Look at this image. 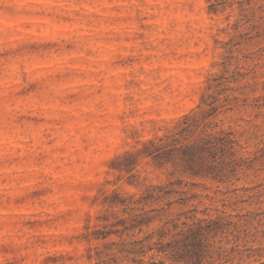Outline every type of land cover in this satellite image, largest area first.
Segmentation results:
<instances>
[{"label": "clouds", "instance_id": "obj_1", "mask_svg": "<svg viewBox=\"0 0 264 264\" xmlns=\"http://www.w3.org/2000/svg\"><path fill=\"white\" fill-rule=\"evenodd\" d=\"M230 2L228 24L237 28L228 35L240 40L231 49L209 47L221 21L197 11L200 0H0V264H45L53 251L70 255L71 264H111L107 257L119 249L128 255L118 264H264V232L251 224L238 225L229 243L202 232L198 246L178 259L165 246L183 237L169 221L196 202L164 198L172 207L154 213L162 201L142 199L167 187L180 170L175 160L146 165L143 148L178 134L185 116L205 112L207 84L220 61L232 59L237 71L250 75L255 70L258 91L244 95L264 96V0ZM43 16L52 17L48 27L34 23ZM56 21L63 31H51ZM37 40H54L57 47L40 58L25 47ZM21 89H29L27 95ZM217 103L221 114L210 131L224 137L230 160L252 173L249 182H264V102ZM136 156L141 162L131 171L109 167ZM37 190L43 193L38 199L13 205L12 198ZM93 196L94 207L88 203ZM105 196L108 203L101 204ZM103 208L126 223L153 219L93 241L92 231L102 225L86 232L85 216ZM252 209L264 215V195ZM83 236L86 245L63 243ZM54 242L61 246L53 249ZM84 247L100 255L85 260Z\"/></svg>", "mask_w": 264, "mask_h": 264}, {"label": "rangeland", "instance_id": "obj_2", "mask_svg": "<svg viewBox=\"0 0 264 264\" xmlns=\"http://www.w3.org/2000/svg\"><path fill=\"white\" fill-rule=\"evenodd\" d=\"M200 3L202 5V8L197 9V11H203L204 16L207 17L209 20L219 17L221 21L220 26L216 28L215 35L209 36V47H215L219 45L221 47H228L230 49L236 48L237 45L240 43V40H237L234 35H228L230 30L235 33L237 28L235 22H233L231 25L228 24V21L232 19L230 15V9H232L233 4L230 2V0H200ZM236 7L239 8L240 6L236 5ZM50 22H52V17L50 16H43L40 19L34 21V23L38 24L40 27H48ZM63 23H67V20L63 19ZM39 30L40 29L38 27L36 29V32H38ZM63 30L64 29L60 26L59 21L53 23L51 31L60 32ZM34 34L35 33H30V35ZM25 47L28 48L30 51L40 53V58H43L44 54H47L50 50L55 49L57 45L54 40H37L31 44L25 45ZM128 59L130 60L131 58ZM215 63L216 62H210V65L214 66ZM232 65V59L219 62V70L217 75L218 78L221 75L222 77L221 79H218V81L227 82L228 86H230L231 88L223 92L221 91L219 94H216L217 102L221 99L223 100L224 96L228 94L231 97L235 96L237 99L232 100H239L242 105L259 107L260 104L264 102V96H253L251 100H249V97L244 95L245 92L258 91V86L253 81V78L256 76V71L253 70L250 75L248 72L237 71L236 68H234ZM223 76L227 79L222 80V78H224ZM25 78L26 76L22 74L21 79ZM211 83H215V81H213V78L211 80ZM31 87L32 86L30 85L29 89ZM259 87H264V82H261L259 84ZM29 89H21L20 95H27ZM201 98L202 97H200L199 99ZM227 110L231 111L232 109L228 108ZM220 114L221 111L216 115V117H218ZM216 117L213 119L214 121H216ZM143 152L144 148L142 150V158L143 162L146 165L150 167L159 166L157 165L158 161H156L153 157L145 156ZM173 153L174 154L172 160L176 161L180 170L175 173L176 179L170 182L167 187L164 188V190L171 191V193L167 194L166 198H174L175 202L179 205H189L193 201L196 202V206L187 207L185 211L179 213L175 217V219H173L174 221L177 220V217H180L183 220L185 216H188L194 212L192 210L194 208L195 212H197V215L201 216L200 210L203 209L202 203L204 202L205 204H209L208 196H206L209 195L213 197V205L217 206L220 209H224L227 214H231V220L236 223L235 228H232V234L220 238L222 243H229L231 241L234 234V230L238 225L251 224L257 232H264V215L252 209L253 203L258 202L260 197L264 195V187L261 186L264 182H249L252 173L247 170H241L240 166H237L235 171L231 173L230 178L224 182L214 181L211 178L194 177L188 172H184L185 166L183 165V162L181 160V152L174 150ZM140 162L141 156L131 158L126 157L122 161H110L109 167L116 170L117 172H119L121 168H123L125 171H131V169ZM42 194L43 193L39 190L33 191L31 193L12 198V203L14 206L19 205L20 207H23L28 202V200L38 199L39 196ZM194 194L195 197H191ZM117 199L118 197L113 194L112 202H116ZM96 200L97 197L93 196L92 200L88 203L94 207L96 204ZM161 201L162 203L160 208L162 206H164V208H167V202H171L170 207H172V199L163 198ZM105 203H108V197L106 196L101 200V204ZM208 212L209 214H214L213 210H209ZM14 215H24V213L20 212L15 213ZM112 215L114 214L109 213L107 208H103L101 210L100 215H93L92 212L86 214V232L88 231V227L93 225V223L102 225V227L96 228L92 231L91 236L93 241L97 239L107 240L109 236H117V233H115L116 230H121L123 228L121 223L118 222L119 219H110V216ZM24 223L28 226H31L34 222L31 220H26L24 221ZM108 232L111 233H109L107 237L103 238V235L107 234ZM63 243L67 244L69 248L72 247L73 243L80 247L88 244L89 240L87 236H83L81 240H76L74 242L64 241ZM60 246V242H54L51 245L53 249H58ZM119 250L118 254H113L107 257L108 259H110L111 263L119 262L122 257H125L123 253L119 252ZM94 254L97 256L100 255L99 252L94 253L93 249L84 247L83 256L85 260H92ZM71 261L72 257L70 255H66L65 253L58 251H53L52 254L46 257L45 264H71Z\"/></svg>", "mask_w": 264, "mask_h": 264}, {"label": "trees", "instance_id": "obj_3", "mask_svg": "<svg viewBox=\"0 0 264 264\" xmlns=\"http://www.w3.org/2000/svg\"><path fill=\"white\" fill-rule=\"evenodd\" d=\"M216 76L212 77L215 83L210 82L207 86L212 90V93H209L207 97L205 112L195 117L185 116L183 126L179 133L170 136L165 142L159 145H152V142L149 141V146L144 147L143 153L145 156L153 157L158 161L157 165H159V160L171 161L173 159V151L176 150L181 152V160L185 166L184 172H188L194 177L211 178L218 182H224L230 178L231 173L235 171L238 165L234 164L226 154L224 137L214 135L210 131L217 123L213 119L221 111V105L217 103L216 94L231 88L227 82L218 81L222 75L219 78L218 75ZM223 79L227 78L224 77ZM232 99L237 98L226 94L223 98V103H228ZM201 102H205L203 96ZM169 193H171L170 190L160 188L158 191L149 192L142 199L145 203L153 200H162ZM206 196H208L209 204L202 203L203 209L200 210L201 216L197 215L194 208L192 209L194 212L185 216L183 220L177 217L176 221L173 219L169 221L170 228L176 232L178 237H183V239H178L175 244L169 242L165 246L167 249H174L178 259H182L184 252L189 247L195 249L198 246V237L202 232L210 231L221 238L232 234V228L236 226V223L231 220V214H227L224 209L213 205V197ZM191 197H195V194ZM117 200H119V197ZM120 203H123V201L121 200ZM166 205L169 208L171 202H167ZM163 208L164 206L160 209L153 208L150 211L158 213ZM209 210H213L214 214H209ZM152 219V216H141L139 218H133L134 223H126L125 220L119 219L118 222L121 223L123 228L116 230L115 233L119 235L127 231L129 227L137 225L146 226L152 222ZM109 233L111 232L103 235V238L107 237ZM162 250L160 249L159 251ZM148 251H152L151 246L148 247ZM119 252L123 253L124 256L128 255V250L120 249ZM138 252L142 255L144 254V249L140 248ZM111 264H118V262H112Z\"/></svg>", "mask_w": 264, "mask_h": 264}]
</instances>
